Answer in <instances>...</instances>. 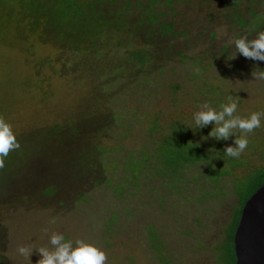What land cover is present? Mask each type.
Returning <instances> with one entry per match:
<instances>
[{
  "label": "rangeland",
  "instance_id": "1",
  "mask_svg": "<svg viewBox=\"0 0 264 264\" xmlns=\"http://www.w3.org/2000/svg\"><path fill=\"white\" fill-rule=\"evenodd\" d=\"M25 1L0 0V120L19 145L0 167V264H38L53 233L99 247L105 264H228L239 191L264 168V60L236 49L258 30L235 15L264 20V0H160L143 66L118 63L125 46L98 56L41 39ZM96 1L104 12L124 4ZM230 102L224 121L258 112L261 126L217 138L218 122L194 123ZM243 137L246 149L227 156ZM46 180L58 189L40 198Z\"/></svg>",
  "mask_w": 264,
  "mask_h": 264
},
{
  "label": "trees",
  "instance_id": "2",
  "mask_svg": "<svg viewBox=\"0 0 264 264\" xmlns=\"http://www.w3.org/2000/svg\"><path fill=\"white\" fill-rule=\"evenodd\" d=\"M107 1L110 4H116L115 0ZM159 1L160 0H145L143 2L140 0H134L135 6H133L130 0H124V4L121 8L115 7V10H109L106 12L97 9L99 6H97L98 2L96 0H26L25 2L30 4L29 8L33 10V13L37 12V14H35L36 19L34 18L36 24L35 29L39 31L41 39V35H43L44 38L51 37L54 44L58 43V46L60 47L66 44L72 51H76L80 48L83 51H87L88 49L84 46L86 44L90 46V49H92L98 56L104 54V51L106 55L107 50L115 51V49L125 46L127 48L126 56L124 57L123 62L120 61L118 63L124 65V63L128 61L133 64V66H143L152 62L151 58L153 52L148 47V41H151V36L153 34L151 33L152 29H154L152 24L157 23L156 21L160 14V12L156 13L153 11V5ZM166 1L167 3L172 2V0ZM229 1L236 4L239 0ZM110 7H112V5ZM129 8L140 9V11L133 13ZM102 12L103 17H101ZM125 14L127 16L124 17L123 15ZM247 14L252 16V20L249 22L246 18L235 15V18H238L237 23L239 24L240 29H244L245 26L250 27V29H256L258 32L264 29V20L260 15H256V11L247 10ZM55 27L62 29V34L60 33L58 38L53 36L58 32L55 31ZM172 29V24L158 23L159 32L166 33ZM107 30H110V32H107ZM73 35H78V37H74V39L75 41H80L79 43H70V41H67V39L71 40ZM139 39H142L143 43L137 44L136 40ZM207 69V67H203L202 71ZM84 149L86 148H83V150ZM87 154L89 158V163L87 165L90 166V168L96 167L97 172L100 171L102 168L100 165L95 164L96 162H94L95 157L93 152L90 151ZM197 160H200V158ZM91 162H93L94 165H92L93 163ZM76 165L79 166V164ZM100 179L101 178L96 177L94 183L100 182ZM263 184L264 168L257 170L255 176L249 179L244 188L239 191L241 195V204L237 213L234 215V218H232L233 228L229 235L228 245L225 247L226 252L229 255V257H227L228 259L226 258L228 264H235L233 235L240 217L242 206L251 194ZM42 185L45 190L39 195L40 198H42L43 195H50L58 189L52 180H46ZM47 186H51L48 191L46 189ZM155 243L156 242L153 244L154 247H156ZM0 261H2L1 256Z\"/></svg>",
  "mask_w": 264,
  "mask_h": 264
},
{
  "label": "clouds",
  "instance_id": "3",
  "mask_svg": "<svg viewBox=\"0 0 264 264\" xmlns=\"http://www.w3.org/2000/svg\"><path fill=\"white\" fill-rule=\"evenodd\" d=\"M236 49L245 57L264 60V30L257 33V38L248 41L244 38L235 40ZM264 78V73H262ZM237 104L230 102L223 106V112L217 113L212 109L200 111L195 114L194 123L205 125L210 121L218 122V126L212 130L210 135L217 138H226L229 130L239 128L244 133H250L253 129L261 126L260 113H252L248 118H237L224 121V115L231 116L236 110ZM220 121H224L222 125ZM235 147H228L225 151L229 157H239L248 146L246 137L235 140ZM16 137L11 126L0 120V167H3L4 158L10 151L18 148ZM52 250L40 249L41 258L38 264H105L106 255L99 247L80 239L66 240L60 233H53L50 236ZM18 252L28 257L30 249L23 246L18 248Z\"/></svg>",
  "mask_w": 264,
  "mask_h": 264
},
{
  "label": "water",
  "instance_id": "4",
  "mask_svg": "<svg viewBox=\"0 0 264 264\" xmlns=\"http://www.w3.org/2000/svg\"><path fill=\"white\" fill-rule=\"evenodd\" d=\"M233 250L235 264H264V184L242 206Z\"/></svg>",
  "mask_w": 264,
  "mask_h": 264
}]
</instances>
